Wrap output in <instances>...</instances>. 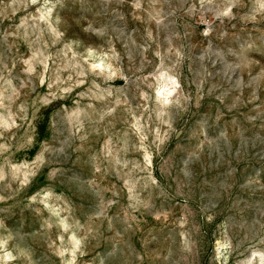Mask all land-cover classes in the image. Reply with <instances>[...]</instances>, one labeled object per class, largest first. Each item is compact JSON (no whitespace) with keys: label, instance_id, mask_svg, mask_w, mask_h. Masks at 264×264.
<instances>
[{"label":"rangeland","instance_id":"374dc122","mask_svg":"<svg viewBox=\"0 0 264 264\" xmlns=\"http://www.w3.org/2000/svg\"><path fill=\"white\" fill-rule=\"evenodd\" d=\"M0 264H264V0H0Z\"/></svg>","mask_w":264,"mask_h":264},{"label":"bare ground","instance_id":"6f19581e","mask_svg":"<svg viewBox=\"0 0 264 264\" xmlns=\"http://www.w3.org/2000/svg\"><path fill=\"white\" fill-rule=\"evenodd\" d=\"M170 92H168V94H169Z\"/></svg>","mask_w":264,"mask_h":264}]
</instances>
